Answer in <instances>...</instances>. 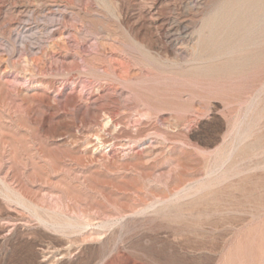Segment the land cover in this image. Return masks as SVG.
<instances>
[{
	"label": "rangeland",
	"instance_id": "1",
	"mask_svg": "<svg viewBox=\"0 0 264 264\" xmlns=\"http://www.w3.org/2000/svg\"><path fill=\"white\" fill-rule=\"evenodd\" d=\"M0 264H264V0H0Z\"/></svg>",
	"mask_w": 264,
	"mask_h": 264
},
{
	"label": "bare ground",
	"instance_id": "2",
	"mask_svg": "<svg viewBox=\"0 0 264 264\" xmlns=\"http://www.w3.org/2000/svg\"><path fill=\"white\" fill-rule=\"evenodd\" d=\"M171 42V41H170ZM108 123V122H107ZM227 156V155H226ZM74 225L76 224V223H73ZM78 225V224H77ZM86 225V224H85ZM89 225V224H88ZM73 226V225H72ZM76 226V225H75ZM75 226H73V227H75ZM80 226V225H79ZM83 226V225H82ZM87 226V225H86ZM85 227V226H84Z\"/></svg>",
	"mask_w": 264,
	"mask_h": 264
}]
</instances>
